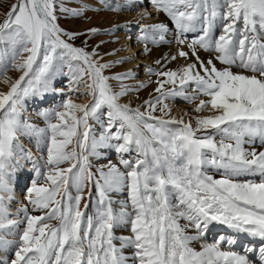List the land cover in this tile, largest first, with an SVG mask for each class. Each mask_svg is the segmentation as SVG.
Listing matches in <instances>:
<instances>
[{"label":"snow or ice","instance_id":"snow-or-ice-1","mask_svg":"<svg viewBox=\"0 0 264 264\" xmlns=\"http://www.w3.org/2000/svg\"><path fill=\"white\" fill-rule=\"evenodd\" d=\"M148 2L101 0L143 9L107 30L63 26L88 0L0 19V264H264V0ZM134 26L137 56L90 45ZM164 45L147 81L114 70Z\"/></svg>","mask_w":264,"mask_h":264},{"label":"rangeland","instance_id":"rangeland-1","mask_svg":"<svg viewBox=\"0 0 264 264\" xmlns=\"http://www.w3.org/2000/svg\"><path fill=\"white\" fill-rule=\"evenodd\" d=\"M88 1H93V0H88ZM14 2V0H0V19H3V15L5 13V11L8 9V7ZM79 3V0H71V4L73 6H75V4ZM144 5L146 8H148V10H151V6L148 2V0H144ZM93 11V9H89L86 13H85V18L83 19H63L62 18V24L65 28H69V29H74V30H85L89 27H99L103 30H107L110 28L109 25H107L106 23H103L100 20V17L98 16V14L96 15L95 13L93 15H90V12ZM138 32V28H136L135 26L129 31V30H120L117 31L115 34L113 35H108L105 34L103 31L98 34L96 37H94L91 41H90V45L94 46L96 44H99L101 41H104V43L101 45L100 48V53L101 55L105 54L106 52H111L114 49H121L122 46L124 48V50L126 49V47L130 48V56H133V51H135V47L138 45V43L135 42V37L136 34ZM123 33L122 37H119L120 34ZM126 35H131L132 39L128 40L126 39ZM117 38H118V42H117ZM83 39V38H81ZM81 40H77L76 44L80 45ZM136 45V46H135ZM123 50V51H124ZM129 52V51H128ZM140 53V52H139ZM138 54V50H136L134 52V56H137ZM140 56V57H139ZM139 59L138 57L136 59L133 60L132 63H135L133 65H131V67H127L125 65H118L114 70L115 71H124L128 68H136V65L139 64V68H136L137 71V80L138 81H147L149 79L146 71H145V65H152V61L150 60H145V57L143 55H139ZM131 64V63H129ZM10 75H12L13 77H15L17 74L16 73H9ZM154 79V77H153ZM64 84H66V80L64 81ZM64 84L61 83H57V87H63ZM155 85L154 84H150L148 86L147 89H142L141 92L139 93V96L141 99L145 98L148 94V92H150L152 90V88H154ZM0 90H6V87L2 84H0ZM133 97H135V94L133 95ZM52 100H55V102H59L60 97L56 96V97H50V103ZM134 103L136 102L135 100H133ZM79 102H87V98L86 97H82L80 99ZM172 106L180 113V115L183 112L186 111H190L192 108V105H189L187 103H185L182 100L177 99L176 101L172 102ZM36 105H32L31 106V114L33 116V118H36ZM41 126L42 122H41Z\"/></svg>","mask_w":264,"mask_h":264},{"label":"bare ground","instance_id":"bare-ground-1","mask_svg":"<svg viewBox=\"0 0 264 264\" xmlns=\"http://www.w3.org/2000/svg\"><path fill=\"white\" fill-rule=\"evenodd\" d=\"M88 2L92 5L91 9H93V11L90 12V15H93L94 13L96 15L98 14V16L100 17V20L103 23H106L109 26H111L114 23L123 24L126 20H130V19H133V18H138L140 12L143 11L142 8H137L135 10H130V11H122L120 13H115V12H111V11H107V10L97 11L96 8H97L98 4L101 2V0H93V1H88ZM118 2L122 3L123 0H118ZM160 19H164V17L161 16ZM145 22L146 23H151L152 21L151 20H146ZM125 30H128V29H125ZM122 36H123V33H121L119 37H122ZM136 50H138V53L141 52L142 44H138L135 47V51ZM175 50L176 49H175L174 45H164V46L160 47L159 49H155L149 56H147V57L144 56V57H145V60H150V61H152V64H153V61L155 59L160 58L165 53H174ZM132 51H133V56H134V52L135 51L134 50H132ZM118 56H123V57L130 56V48L126 47V49L124 51H120L118 53ZM139 57H138V59H139ZM176 63H179V61L176 62ZM133 64H135V63H131V64H128L126 66L127 67H131V65H133ZM132 99L135 100V97H132ZM136 102H138V101H136ZM173 114L177 115V116L180 115V113L174 107H173ZM213 238H214V234H209V241H211Z\"/></svg>","mask_w":264,"mask_h":264}]
</instances>
